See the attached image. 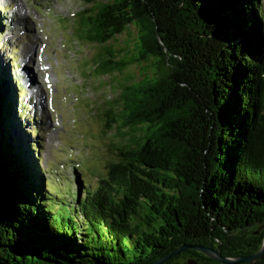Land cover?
I'll return each mask as SVG.
<instances>
[{"label": "trees", "instance_id": "16d2710c", "mask_svg": "<svg viewBox=\"0 0 264 264\" xmlns=\"http://www.w3.org/2000/svg\"><path fill=\"white\" fill-rule=\"evenodd\" d=\"M81 2L80 40L104 48L100 77L120 76V98L106 114L107 132L114 128L121 139L112 149L116 162L97 185L76 182L74 198L52 196L29 134H19V102L5 92L0 64V264H152L184 244L213 245L216 237L226 257L258 253L264 242V232L256 235L264 222L262 0H190L179 22L186 62L176 60V74L162 82L125 76L145 55L106 46L152 13L177 54L157 12L172 0ZM211 101L220 116L214 136L204 107ZM188 257L220 264L194 251L165 264Z\"/></svg>", "mask_w": 264, "mask_h": 264}, {"label": "rangeland", "instance_id": "374dc122", "mask_svg": "<svg viewBox=\"0 0 264 264\" xmlns=\"http://www.w3.org/2000/svg\"><path fill=\"white\" fill-rule=\"evenodd\" d=\"M1 2L8 10L0 12V64L7 75L5 92L10 99L19 100L13 74L17 79L22 71L24 77L27 69L43 93L39 106L35 105L37 97L31 93L32 88H22L26 93L24 103L32 112L26 114V120L15 118L17 128L23 129L19 134H29L36 151L41 145L38 160L46 189L52 196L70 200L77 192L76 182L95 186L98 177L106 175L109 164L116 162L112 149L121 139L114 128L107 132L106 114L113 101L120 98V76L100 77L96 65L105 60L101 56L104 48L80 40L76 16L85 8L81 0ZM21 13L27 16L20 17ZM136 39L137 29L132 26L106 47L113 45L118 50L129 46L133 50ZM27 56L32 63L24 67L22 62ZM143 73L144 67L135 65L125 76L138 82ZM32 131L39 134L31 135Z\"/></svg>", "mask_w": 264, "mask_h": 264}, {"label": "water", "instance_id": "95a60500", "mask_svg": "<svg viewBox=\"0 0 264 264\" xmlns=\"http://www.w3.org/2000/svg\"><path fill=\"white\" fill-rule=\"evenodd\" d=\"M172 1L173 4L170 9L164 8L163 10H157V12L159 13L160 18L163 19L167 26L171 29L172 41H169L168 44H171L173 45V48H176L175 51L178 55L175 54V52L173 53V51H171L166 45L163 38L164 35L160 31L157 20L152 16V13L144 18V23L135 22L130 25V27L133 26L137 29V39L134 43V48L132 51H134L136 55H141V53L145 55V59H142L137 64L144 67V77L141 81L162 82L168 79L171 75L173 76L176 74L178 70V66L175 63L176 60L181 61V63L186 62V59L182 54L184 42L180 38L179 22H181L185 18V13H188L187 7L190 6V0ZM154 2L157 4L159 0H154ZM179 85L183 88L191 89L187 83H180ZM208 104L204 107L206 113L209 115L208 118L210 122V136H214V134H217L220 129V116L219 113L215 110L214 103L211 101V103ZM263 225L264 222L257 225L256 235H260L264 230ZM226 233H228V231H226ZM212 241L213 245L194 243L184 244L174 252L152 264H165L169 260L179 257L180 255L188 251L197 252L204 257L220 264H258L260 261L264 260V242L261 250L254 255L231 258L223 255L219 248H217V246L223 243L221 238L216 237ZM180 264H200V261L197 258L188 257Z\"/></svg>", "mask_w": 264, "mask_h": 264}, {"label": "bare ground", "instance_id": "6f19581e", "mask_svg": "<svg viewBox=\"0 0 264 264\" xmlns=\"http://www.w3.org/2000/svg\"><path fill=\"white\" fill-rule=\"evenodd\" d=\"M22 13L20 14V17L24 15ZM25 16H27V14ZM12 30H15V28H13ZM21 72H20V74H21ZM33 79H34L33 75L31 73H27V69H26L24 71V79L22 80L23 82L26 81V83L24 84V86H28V88H32L31 91H32L33 96H36L37 97V101H36V104L35 105L41 106V104L43 102V98H42V94L43 93H42V90L36 86V81L34 82ZM39 89H40V92H38Z\"/></svg>", "mask_w": 264, "mask_h": 264}, {"label": "flooded vegetation", "instance_id": "af4514ba", "mask_svg": "<svg viewBox=\"0 0 264 264\" xmlns=\"http://www.w3.org/2000/svg\"><path fill=\"white\" fill-rule=\"evenodd\" d=\"M259 264V263H258Z\"/></svg>", "mask_w": 264, "mask_h": 264}]
</instances>
